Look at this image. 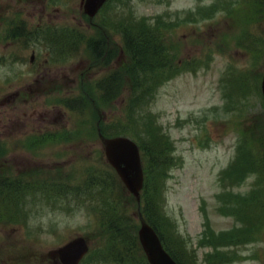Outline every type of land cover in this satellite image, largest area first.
<instances>
[{
    "label": "rangeland",
    "instance_id": "1",
    "mask_svg": "<svg viewBox=\"0 0 264 264\" xmlns=\"http://www.w3.org/2000/svg\"><path fill=\"white\" fill-rule=\"evenodd\" d=\"M213 1L215 0H120L114 2L115 6L111 10L112 22L121 21L124 16L134 19L146 16L161 17L171 23L167 37L175 47L177 69H180L181 62L188 59L209 61L207 67L178 71L172 79L164 80L144 107H138L142 112L145 110L152 122L159 127L156 132L159 133V139L165 140L163 150L167 149L164 152L166 161L170 166L175 165L170 167L169 177L158 178V182L162 178L158 200L163 215L168 218L173 235L180 241H175V245L183 248L188 257H196L200 264L203 254L207 252V249H198L195 244L203 231V204L206 203L209 219L216 231L229 229L237 224L233 218L221 216L217 212L221 206L219 196L231 191L233 183L225 178L220 179V175L234 161L239 141L243 133L249 131L251 119L255 114L264 115L263 98L255 92L240 102V98L234 93L232 96L236 102L230 96L231 103L226 106V88L229 89L227 83L230 82L225 77L226 74L229 75V67L233 66L238 70L249 68L255 78V89L261 92L264 57L257 60L246 49L237 47L236 38L241 31L240 27H236L238 21L226 20L221 13L207 21L188 20V17L196 18L191 11L195 12L199 6L207 8ZM81 2L82 0H72L48 4L47 0H5L3 5L0 4V9L6 7L12 17L25 14L24 20L34 24L43 19L46 24L53 22L67 25L72 24L69 19H82ZM11 16L7 17V21L12 19ZM262 16L253 20L251 29L253 34L261 36L260 40H264ZM167 50L170 53L169 47ZM108 53L105 51L103 58ZM87 56L74 55L66 67L56 66L47 75L41 73L42 82L39 87L35 86L36 82L32 84L31 81H17L10 87L13 71L24 72L25 67L0 65V113L3 114L0 137L16 138L28 130L36 131L39 124H53L57 130L63 129L66 123L69 125L76 122L77 118L58 103L59 99L47 98L45 91L50 88L53 92L60 89L63 94L72 96L79 91L83 72L86 73L85 78H95V74L99 72L87 66L91 63ZM228 79L236 81L238 75L232 74ZM252 83L250 80L242 82L239 95L252 91ZM28 84L36 92L28 93L29 90L22 88ZM230 84V88L233 87ZM127 94L128 90L124 96ZM15 95L20 98L14 100ZM9 98L10 103L4 107L2 104L8 102L6 99ZM122 101L121 98H115L111 103L114 107L100 112L101 119L112 122L119 117L122 114ZM58 113L63 114L62 120L58 118ZM85 113L90 117L88 111ZM45 115L53 122L43 120ZM24 117L25 123L19 124L18 121ZM91 125L95 127L92 120ZM136 130L142 131L138 123ZM52 146L44 147L42 152L34 154L21 144L7 147L11 150L7 159L0 160V169L9 165L14 173H29L37 171V166L40 167L38 169L52 171V166L63 165L67 173L76 168L79 181L85 179V166L93 165L102 170L109 167L103 156L102 142L95 135L85 137L77 144ZM43 165L46 168H41ZM236 166L239 169L240 163ZM252 179L250 177L235 191H250ZM91 204L88 203V207ZM67 206V203L45 199L42 204L30 207L31 218L28 224H6V220L0 222V264H54L50 251L78 236L84 237L90 247L103 246L106 240L100 235L101 231L95 229V216L89 209L75 207L71 210ZM170 242L172 243L171 240ZM240 250L242 254H251L252 259L245 258L235 264H264V235L258 243L246 245V248L241 246ZM97 260L94 255L89 259L92 264H97Z\"/></svg>",
    "mask_w": 264,
    "mask_h": 264
},
{
    "label": "trees",
    "instance_id": "2",
    "mask_svg": "<svg viewBox=\"0 0 264 264\" xmlns=\"http://www.w3.org/2000/svg\"><path fill=\"white\" fill-rule=\"evenodd\" d=\"M126 1L128 2L129 0ZM217 1V5L224 6L221 11L226 16L232 17L234 21H238L237 24L242 25V15L249 8L254 7V10L250 11L249 15L243 16L244 23L249 24L257 17L261 18L262 14L264 16V0H245L236 5H234V0ZM214 8L215 6L207 9L198 8L196 12L191 11L192 16L196 18H190L187 15L188 20L206 19L208 13H211ZM232 12L235 13V16H233ZM126 18L127 20L117 22H110L106 18L108 24L103 25V27L112 26L117 27L120 31L121 29L123 30L127 36L126 44L130 53L131 63L127 64V68H119L111 76L105 77L98 82V87L101 88L102 93L97 92L96 94L89 91L90 100L87 97L81 96L76 99L77 104L73 108L84 111L89 110L90 114H95L97 118L98 112L114 107V104H111L112 101L116 98L118 91L123 85L127 84L128 89L131 91V96L128 97L126 102L128 106L127 110L124 109L123 111L125 121L119 120L114 122L111 130L107 129L103 123L104 129L101 132L106 136L130 135L141 144L145 154L144 160L147 173V182L142 196V212L160 234L165 248L178 264H198L195 257H188V253L183 248L175 245L176 242L171 240L172 244L166 236L165 227L168 220L163 215L158 200L162 189V178L159 179V182L158 178L160 176L165 177L172 166L168 165L166 161L167 156L164 152L167 149L163 150L165 140L159 139V133L156 132L159 127L152 122L151 116L145 110L142 112L138 109V107L143 108L148 99L153 96L158 85L163 83L164 80L173 77L178 69L172 66L175 60L169 56L167 43L165 42L164 35L158 30L157 24H151L145 19H134L129 16H126ZM243 29L241 41L245 44L246 49L253 53L257 59L264 57V40H260L261 36L258 37L251 32V26L247 25ZM93 38V36L87 38L84 35L76 36L72 34L65 40L61 39L63 43L60 46L61 55L65 56L73 48L70 47L73 43L76 46L78 44H85L86 48L91 49L90 54L93 55L91 56L90 67L98 68L104 66L99 61L103 60V54L105 51H108L105 49L107 46H105V42L101 43V41H95ZM105 63L109 64V62ZM123 72L128 74V81L127 77L122 74ZM242 78H245V75H242ZM137 123L142 131L136 130ZM254 133L259 136L255 139L260 143L263 150L244 148L242 155L240 153V157L242 156L243 160L240 175L252 172L258 174L264 173V127H259L257 130H254ZM4 154L5 152L2 151L1 155ZM235 179H237V176ZM15 186H21L20 182L13 183L10 178L0 176V213L3 215L8 212V210H4V207L11 206L12 200L21 194L18 191H14ZM87 191H90V189ZM90 194L91 192L88 195ZM129 197L130 203H128V207H131L132 203L137 206L134 198L132 196ZM104 209L106 212H104L105 215L103 217L108 222V225L102 227L106 242L96 252L98 258L96 263L149 264L146 261L137 234L134 232L135 225L131 222L132 217L124 215L122 210L117 209L115 205H111L110 207L104 206ZM207 226L210 234L200 244L205 246L216 242L218 243L217 247L222 244L236 245L251 241L260 227L258 220L255 218H252L250 221L246 220V226L244 227H234L228 231H221V233H215L211 230L209 224ZM166 232L172 236L171 238L178 240L170 229L166 230ZM211 233H214V235L212 236ZM232 256L235 257L236 252H233ZM232 256L230 252H217L213 259L209 255L206 259L213 264H222L225 259L232 258Z\"/></svg>",
    "mask_w": 264,
    "mask_h": 264
},
{
    "label": "water",
    "instance_id": "3",
    "mask_svg": "<svg viewBox=\"0 0 264 264\" xmlns=\"http://www.w3.org/2000/svg\"><path fill=\"white\" fill-rule=\"evenodd\" d=\"M106 0H86V12L93 16ZM264 94V78L262 83ZM105 151L108 160L115 166L120 176L138 195L142 186V171L138 147L131 140L124 137L105 139ZM140 239L151 264H176L163 249L154 230L143 223L140 230ZM88 246L83 238H77L55 251L65 264H78L87 252Z\"/></svg>",
    "mask_w": 264,
    "mask_h": 264
},
{
    "label": "flooded vegetation",
    "instance_id": "4",
    "mask_svg": "<svg viewBox=\"0 0 264 264\" xmlns=\"http://www.w3.org/2000/svg\"><path fill=\"white\" fill-rule=\"evenodd\" d=\"M42 67L44 68V70L47 71V66L46 65H42ZM56 264H60L59 262H57Z\"/></svg>",
    "mask_w": 264,
    "mask_h": 264
}]
</instances>
